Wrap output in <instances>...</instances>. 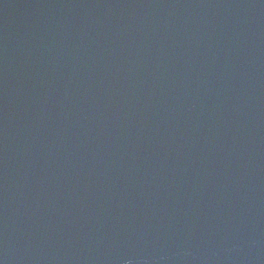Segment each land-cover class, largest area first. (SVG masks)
Wrapping results in <instances>:
<instances>
[{
  "label": "water",
  "instance_id": "95a60500",
  "mask_svg": "<svg viewBox=\"0 0 264 264\" xmlns=\"http://www.w3.org/2000/svg\"><path fill=\"white\" fill-rule=\"evenodd\" d=\"M0 264H264V0H0Z\"/></svg>",
  "mask_w": 264,
  "mask_h": 264
}]
</instances>
